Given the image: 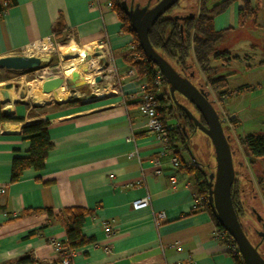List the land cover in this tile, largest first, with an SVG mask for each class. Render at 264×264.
Wrapping results in <instances>:
<instances>
[{"label": "crops", "instance_id": "1", "mask_svg": "<svg viewBox=\"0 0 264 264\" xmlns=\"http://www.w3.org/2000/svg\"><path fill=\"white\" fill-rule=\"evenodd\" d=\"M1 1L9 5L0 10V58L25 54L27 46L52 35L77 46L100 48L108 58L106 69L113 80L106 85L113 86V92L73 104L61 100L39 107L16 106L8 116L20 120L0 122V186L4 189L0 192V264L25 254H31L32 264H59L50 242L66 240L63 226L49 220L45 211L22 212L37 208L55 212L71 206L93 212L85 217L82 233L95 242L75 249L70 264H235L226 245L214 235L217 227L210 213L196 199L194 177L188 170L193 160L210 174L213 163L196 157L191 141L195 134L186 147L176 143L159 154V143L144 126L137 105L146 82L124 59L133 36L107 5L110 0ZM249 2L256 15L243 26L238 25L242 0L231 2L213 18L215 30H226L215 51L227 53L230 60L225 65L221 59L212 60L216 68L212 76H226L227 87L221 97L210 93L221 100L231 123L227 126L231 140L264 212V160L251 168L239 143L241 137L264 135V0ZM185 4L183 0L178 8ZM128 69L134 71L132 76L126 75ZM44 119L52 144L44 167L25 169L17 181L10 182L12 158L25 156L29 147L21 134L23 125ZM201 139L202 146H211L206 137ZM171 154L187 167H173ZM143 197H148L149 206L133 210L132 201ZM157 212L164 215L159 222ZM104 222L111 225V233L104 232Z\"/></svg>", "mask_w": 264, "mask_h": 264}, {"label": "trees", "instance_id": "2", "mask_svg": "<svg viewBox=\"0 0 264 264\" xmlns=\"http://www.w3.org/2000/svg\"><path fill=\"white\" fill-rule=\"evenodd\" d=\"M123 0H110L111 8L116 12L119 20L122 22V28L129 31L133 36L134 50H127L124 54L128 66L132 68L137 77L143 78L147 84L146 91L152 95L158 90V86L154 84V64L145 55L141 49L136 34L132 29L129 17L121 5ZM147 0L149 2L147 8L154 5L158 0ZM235 0H185V5L178 8L183 0H179L167 11L177 9L172 13L161 15L148 31V39L152 47L162 55L181 75H184L200 89L212 102V91L217 97H221L226 93L224 89L227 87L226 76L215 78L212 75L216 72V68L212 66V60L221 59L225 64L229 62L228 54L216 52V44L223 38L226 30H215L213 26V18L215 15L223 12L228 5ZM243 8L238 11V25L243 26L248 19H255L256 9L250 5L249 0H242ZM9 4H3L0 0V10H3ZM176 7V8H175ZM166 11V12H167ZM60 25V24H58ZM264 55V50H263ZM168 85L164 78L160 82V94L156 95L157 102L162 106L159 110L160 119L165 125L171 127L167 130L168 143L170 148H174L178 143L187 146V141L196 133H202L196 124L192 122L180 105H176L171 100L168 93ZM176 100L188 107V109L204 124L199 112L183 97ZM220 99V98H218ZM75 101H68L73 104ZM141 101L137 103L139 105ZM213 103V102H212ZM129 104V103H128ZM214 105V104H213ZM20 120L2 115L0 111V122ZM224 132L228 137L230 144L235 177L231 185V201L235 214L243 227L241 219L246 215L255 216L257 223L264 222V218L257 214L261 210V202L253 180L240 157L237 148L231 140L227 128L223 125ZM22 136L29 142L27 154L25 156H14L11 161L10 182L19 179L25 169H33L39 171L44 167L45 159L48 152L52 148V144L48 135V120H37L26 123L22 127ZM203 134V133H202ZM204 137L207 138L205 134ZM208 140V138H207ZM239 143L243 148L248 164L251 168L255 167V163L259 159L264 160V135H248L239 138ZM175 155V154H174ZM177 156V155H176ZM180 160V158H178ZM187 167V164H183ZM190 164V165H189ZM189 172L194 177V191L196 199L201 200V206H204L210 213L217 229H223L217 222L211 212L208 202V173L203 167L197 165V162L191 160L189 163ZM214 164H212L213 170ZM262 180H258L261 185ZM45 211L49 220L61 224L65 230L66 240L70 251H74L84 245L94 243L93 237L85 236L82 233V225L85 217L90 216L93 212L90 209L71 206L65 207L58 211H52L50 208L26 209L22 215H32ZM46 223L42 226L44 227ZM41 227V228H42ZM40 228V229H41ZM40 229L28 232L27 236L35 235ZM244 229V227H243ZM262 254V253H261ZM236 264H243L241 256L232 254ZM263 255V254H262ZM264 256V255H263ZM31 254H25L7 264H32Z\"/></svg>", "mask_w": 264, "mask_h": 264}, {"label": "water", "instance_id": "3", "mask_svg": "<svg viewBox=\"0 0 264 264\" xmlns=\"http://www.w3.org/2000/svg\"><path fill=\"white\" fill-rule=\"evenodd\" d=\"M179 0H158L151 7L133 8L131 5L121 2L124 11L129 17L132 29L136 34L138 43L151 60L154 66L159 70L162 78L168 85V93L174 104L180 105L185 113L189 116L198 129L207 136L214 154V167L208 174V202L212 214L218 224L232 237L239 250L242 262L244 264H264V256L259 252L257 245L253 244L248 238L245 230L241 226L231 201V185L234 181L235 171L232 158V152L228 137L224 132V118L220 116L213 103L200 90L190 78L181 75L176 69L151 45L148 39V31L155 21L163 15L168 9L175 5ZM100 55L99 48H95L93 56ZM86 58H89L87 55ZM42 59L33 55H10L0 58V68L7 70H23L40 65ZM102 64L105 60L102 59ZM95 81L101 82V75L94 76ZM61 76H54L45 80L42 91L48 93L63 82ZM69 89L84 88L81 81H78V73L73 72L71 77L66 79ZM13 88L17 90V84L7 82L0 91L2 102L9 100L8 90ZM175 94L180 95L187 100L202 117L204 124L188 109V107L176 100ZM87 98L95 97L94 92L88 91ZM35 100V99H34ZM65 101V100H63ZM35 102V101H34ZM10 107L2 111V115L8 116ZM264 238V231L260 233Z\"/></svg>", "mask_w": 264, "mask_h": 264}, {"label": "rangeland", "instance_id": "4", "mask_svg": "<svg viewBox=\"0 0 264 264\" xmlns=\"http://www.w3.org/2000/svg\"><path fill=\"white\" fill-rule=\"evenodd\" d=\"M132 1L133 3L138 4V7H141L147 4L146 3L147 0H132ZM153 1L151 3H153ZM124 2L126 5H130L131 0H124ZM174 10L175 9H172L169 12L168 11L165 12V15L172 13ZM69 47H76L77 49H79V51L85 52L90 57H94L93 56L94 48L92 46H88V47L77 46L64 39L57 40L55 38V42L54 41L50 42L48 39H42V40H38L37 42H34L33 44H30L24 50V53H26V55H33L39 59H42L39 66L27 68L23 70H5V69L0 68V91L3 89V85L7 82L17 84V90H14L12 88V91L15 92L19 96V99L12 101V104H10L11 106L10 110L15 108L16 106H23L25 108H29V107H34V106H38V107L42 105L44 106L48 103H55L57 101L61 102L60 100H57L54 97H50L49 99L41 100L39 102L40 104L35 103L31 97H28L27 87L25 83L28 80L39 78L42 75L43 70H45L46 73H48L49 75L57 74L59 76L60 71L64 67L69 65V62L76 57L75 55L63 53V51ZM102 55H103L102 57H99L101 68L94 74V76L101 75L103 77L102 81L101 82L94 81V85H88L86 83H83L84 88L82 89H79V88L69 89V84L65 79L64 80L65 87L66 88L68 87L67 89L71 93V96H70L71 98L65 99L64 101L65 103L71 100H74L75 102H80L81 100L87 98L86 96H87L88 91H94L95 89H101L103 87H105L104 92H102L99 95L98 94L95 95L96 98H99L102 95L106 96L113 92V88H112L113 86L111 87V86L106 85L107 82L111 85V81L113 80V78L112 80L111 78L109 79L110 73L106 69L108 67V60H107L108 58H107V55L105 56V54L103 53ZM102 59L105 60V64H102V61H101ZM73 93H77V95L73 96ZM4 105L5 104L4 102H2V97L0 94V111L1 112L5 109ZM35 112H40V110H36ZM203 136L204 135L202 133L196 132L194 137L191 139L195 155L196 157H198V159L202 160L204 163L207 161H210L214 164V154H213L212 147L210 146L208 148L204 145L202 146L201 138ZM257 214H259L260 217L264 218V213H262L261 210H258ZM255 217L256 215L250 216L246 214L241 219L244 230L251 242L252 241L255 242L257 240L254 234V231H255V228L260 227L259 224L257 223V218Z\"/></svg>", "mask_w": 264, "mask_h": 264}, {"label": "built area", "instance_id": "5", "mask_svg": "<svg viewBox=\"0 0 264 264\" xmlns=\"http://www.w3.org/2000/svg\"><path fill=\"white\" fill-rule=\"evenodd\" d=\"M107 5L111 6V2L108 1ZM47 39L50 42H52V41L55 42L54 35H52L51 37H49ZM134 49H135V45L133 44V41L131 40V42L128 45V50H134ZM22 55H26V53L22 54ZM133 74H134V71L132 69H128V71L126 72V75H129V76H132ZM154 74H155L154 84L156 86H158V90L155 93V95H152L146 91L147 84L144 83L141 86V102L138 105V109L145 117L144 126L153 135L154 140L159 143V146H160L159 154H165L168 150L171 149L169 147L168 137H167V130L171 126L163 124V122L160 119L159 110L162 106L157 102L155 96L160 94V82H161L162 75L160 74L159 70L156 67L154 68ZM212 102L214 104V107L216 108V110L220 114V116L222 118H224L225 127L226 128H227V126L230 127L231 123L229 122L227 116L225 115V113L222 110V107L220 104L221 100H219L217 97H214L212 95ZM227 130H228V128H227ZM229 134H230V132H229ZM154 162L156 164L158 163L157 158H155ZM169 162L173 167H178L181 165L180 160L174 154L170 155ZM170 181L174 182V177H170ZM3 191H4L3 187L0 186V192H3ZM198 202L200 205L202 204L201 200H199ZM148 206H149L148 197L135 199L131 203V207L133 210L144 209V208H147ZM163 217H164V215L162 212H157L155 214L156 222H159L160 220H162ZM103 230L105 233H111L112 232V227L109 224V222H104ZM214 235H215L216 239H218L219 241L223 242L226 245L227 251L230 253V255L232 257H233L232 254L240 256V253H239V250L236 246V243L234 242L232 237L224 229H220V230L216 229ZM50 243H51L52 247L54 248V251L58 255L59 264H70L74 251H70L68 249L67 244H65V242H61L59 240L54 239Z\"/></svg>", "mask_w": 264, "mask_h": 264}, {"label": "bare ground", "instance_id": "6", "mask_svg": "<svg viewBox=\"0 0 264 264\" xmlns=\"http://www.w3.org/2000/svg\"><path fill=\"white\" fill-rule=\"evenodd\" d=\"M100 49V48H99ZM63 53L75 55L76 57L69 62V65L64 67L61 71L59 76L63 77L64 79H68L71 77L73 72L78 73V81L82 83H86L88 85H94V74L101 68L99 57H102V50L100 49V55L97 57H90L85 58L88 54L85 52L79 51L76 47H69L66 48ZM73 57V56H72ZM43 70V68H42ZM41 75V74H40ZM58 76L56 75H49L46 73L45 70L42 71V75L39 78L32 79L26 81L25 85L27 87L28 97H31L35 103H39L43 99H49L50 97H54L57 100H65L71 98L70 91L65 87V82H63L59 87L56 89L45 93L42 91L43 83L46 79ZM110 79V78H109ZM105 87L101 89H95L94 94L99 95L104 92ZM9 92V100L4 102V108L11 107L12 101L18 100L19 96L12 91V88L8 90ZM77 93H73V96H76ZM35 99V100H34ZM86 99V98H85Z\"/></svg>", "mask_w": 264, "mask_h": 264}, {"label": "flooded vegetation", "instance_id": "7", "mask_svg": "<svg viewBox=\"0 0 264 264\" xmlns=\"http://www.w3.org/2000/svg\"><path fill=\"white\" fill-rule=\"evenodd\" d=\"M130 5L135 8L136 6H138V4L133 3V1L131 0ZM128 5V6H130ZM141 7H148V4H145ZM177 97L179 99H182L180 95H177ZM259 228H255L254 234L257 238V240L255 242L252 241L253 244L257 245V248L259 250L260 253H262L264 255V238L260 235L261 232L264 231V222L263 221H259ZM257 227V226H256Z\"/></svg>", "mask_w": 264, "mask_h": 264}]
</instances>
